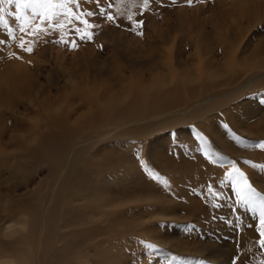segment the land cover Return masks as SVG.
I'll use <instances>...</instances> for the list:
<instances>
[{
    "label": "rangeland",
    "instance_id": "rangeland-1",
    "mask_svg": "<svg viewBox=\"0 0 264 264\" xmlns=\"http://www.w3.org/2000/svg\"><path fill=\"white\" fill-rule=\"evenodd\" d=\"M199 69L207 83L185 87ZM263 73L264 0H0V257L19 242L4 243V219L51 202L73 148L102 133L100 105L123 98L109 118L137 109L164 127L87 150L74 169L90 183L73 175L51 216L65 224L64 202L81 208L69 219L99 227L61 260L77 227H57L43 260L264 264V76L250 83ZM170 74L183 86L158 90ZM204 99L194 118H175ZM88 188L106 196L80 194ZM111 198L120 205H102Z\"/></svg>",
    "mask_w": 264,
    "mask_h": 264
},
{
    "label": "bare ground",
    "instance_id": "bare-ground-1",
    "mask_svg": "<svg viewBox=\"0 0 264 264\" xmlns=\"http://www.w3.org/2000/svg\"><path fill=\"white\" fill-rule=\"evenodd\" d=\"M256 63H257V61H256ZM255 64H252L251 67L254 68ZM247 68L250 69L249 66ZM253 68H251V69L253 70ZM255 69H257V68H255ZM195 73L192 74V75L188 73L187 75H191V76H189L188 78H185V81H184L183 78H179L178 79L177 78V76H178L177 74H176V78L175 77H172V75H171L172 72H171L170 76L168 77L169 79H167V78L165 79L164 78L163 85L161 84L162 87L160 86L161 87L160 89L157 87L158 85L156 83H155L156 86H155V84H154V86L157 87L158 90L162 91V89H165L166 88L165 86L171 85L172 82H176L177 83V87H180L181 84H182L181 81L183 80L185 82V84L184 83L183 84L184 85L187 84L185 87H188L191 84H195V83H197V84H203V82H205V81H207L209 79V77H207L208 76L207 75L208 73L204 75L202 69L197 70ZM168 75H169V73H168ZM263 76H264V73L262 75H260V76H257V77H254V78L250 79V83H251L252 80H255V79H257L259 77H263ZM178 81L180 82V85H178ZM169 82H171V83L168 84ZM205 83H207V82H205ZM173 84L174 83H172V85ZM183 84H182V86H183ZM132 85L134 86V84H132ZM132 85H131V87L130 86L129 87L132 88ZM163 87H165V88H163ZM94 95L95 94H93V96ZM218 99H219V96L215 95L213 97H209V102H212V101L213 102H216ZM120 101H118V102H109V104H106L105 103L106 105L105 104L100 105V109L102 110L103 115H104L102 117V119L103 120L106 119L103 122V124H100L101 127H102V133L98 134L97 131H92L88 135L91 137V140L94 142V144L91 143L90 146H89V144H88V146L87 145H84L83 146V145H81V143H79L78 144V147L73 148V158L75 160V163H74V166H73L74 168H75V166L78 165V162L83 158L84 154L87 152V150H89V148L92 151L93 145L97 144L101 140L100 137H102L103 139L117 141V140H122L123 138H125L127 136H129V137L132 136V133L133 134L134 133L135 134L137 133L138 135L139 134L141 135L142 133H147L148 130L154 132L157 129H160V128H163L164 127L163 123L166 122V118L163 115H162L161 119L158 120L157 119V116H154L152 114L149 115V116H147V115H145V114L142 113L143 115H141L140 112H139V110L137 111V109L136 110H133L134 113L132 114V112H130V113L125 112L123 110V108H122V110L124 111V113L122 114V116H121V114H117V116H115L113 119L109 118L112 113H115V111L120 110V108H121L120 105L122 104V101L121 102ZM205 103H208V101L206 99H204L202 101H199V102H196V103H193V104H190L188 107H186V108H189L187 111H185V108L182 109V110L177 109V110L173 111L174 114H175V118H180L183 121L188 120L189 118H194L195 117L194 115L198 114L200 111H203L204 108H208ZM146 111H148V110H146ZM141 112H142V110H141ZM191 112H194V114L192 113L193 114V117H191L192 115L189 116ZM149 113L146 112V114H149ZM169 113L170 112H167L166 114H169ZM205 113L206 112L204 111V114ZM126 121H130V122L129 123H125ZM161 123L163 125L162 127H160V124ZM98 125H99V123H97V126ZM74 168L70 170L68 163H66L62 167L61 174L62 175L65 174V179H64L65 185L70 181V179L73 177V175H75L76 181H78V180H81V181L82 180L83 181L84 180L85 181L88 180L89 181V179H87L84 176H81V173H79ZM82 175H84V174H82ZM91 182H92V180H91ZM89 183H90V181H89ZM65 185L59 187V189H57L53 193L51 202H48L45 206H43L42 208H40V210H38L36 216L22 215V216H19L17 218H12V217L8 216L10 218H7L6 220L4 219V222H2V232H1V235H2L1 237H3L4 243L7 246L8 244H10V242L13 239L18 240L19 242L15 245V246L18 247V249H16V250L14 249V252L12 254H10V256L9 255H4V256L0 257V264H34L33 261L35 259L37 261L36 264H38V260H39V263L40 264L41 263L42 264H48L47 263V258H44V260H43L42 255L48 254V251L46 249L49 246H52V240L51 239L54 238V234H55V231H56L57 227H60L61 226L62 228H65L68 225H75L77 228H72L71 233L69 235H67V236H64V238L62 239L61 248H58V250L55 251V256H57L58 260H61L62 257L66 256L64 254H66V251L70 247L69 246L70 244H72L73 246L75 244L78 245V243L81 240V235L82 234H87L89 232L95 231L94 228L98 229L99 226L98 227H91V225L90 226L84 225L85 223H84V221L81 220V218H80V220L79 219L78 220H71V218L69 219L68 218V215L73 216V215H79V214H81V208H80V206H73V208L70 209V208H68L66 206V204L64 202L61 204V208H60L59 214H60V221L63 220L65 224H58L57 226H55V219H53L51 215H54L56 213L55 210H56V208H57L58 205L55 202L52 203V201H54V200L62 197V194L64 192ZM84 186L86 187V185H84ZM93 186H94V184H93ZM92 188H90V189L88 188L90 191L83 190L81 193L80 192L79 193L80 194H83L86 197H90L91 196V197L95 198V200L97 198H101L102 196H106V195H103L101 193H96V190H98L97 188L96 189H92ZM60 190H61V194H59ZM108 192L110 193V191H108ZM69 196H71L72 198H75V197H73L70 194H69ZM108 196L109 195H107L106 198H109L108 200H109V202H111L110 197H108ZM132 196H134V195H132ZM120 197L122 198V196H120ZM138 197H139V195H138ZM72 198H71V200H72ZM86 199L88 200V198H86ZM86 199H84V200H86ZM103 199L105 200L104 197H103ZM113 199H115V198H113ZM87 200L84 201V202L86 203ZM108 200L106 199V201H108ZM116 200L119 201V203H120V200L119 199H116ZM116 200H113V201L117 202ZM84 202H83V204H84ZM91 202H93V201H91ZM109 202L103 201L102 205L103 206H106L109 209L113 208L112 206H119L120 205L118 202L116 204L115 203L114 204L113 203L111 204ZM105 203H106V205H105ZM76 205H78V204H76ZM79 205H82V204H79ZM97 208H98V206H97ZM98 214L99 213H95L94 212L93 214L90 215V213H88L86 215V220L87 219L88 220L91 219L92 222H91V220H89V221L93 225V223L95 224V221L94 220L97 219L96 217L98 216ZM99 216H100V214H99ZM89 223H87V224H89ZM81 224L83 226H86V227H83ZM48 226L51 228V231H50L49 234L47 233L48 232V229H49ZM38 231H39V235H38ZM43 234H44V236H43ZM36 237H38L39 242L36 241ZM73 254H75V253H73ZM72 256H75V255H72ZM72 256H69L67 258L68 261H70V263L74 260L73 259L74 257H72ZM38 257H39V259H38ZM106 260H108V259H106ZM81 261H83V260H81ZM87 263H88V261H87Z\"/></svg>",
    "mask_w": 264,
    "mask_h": 264
}]
</instances>
